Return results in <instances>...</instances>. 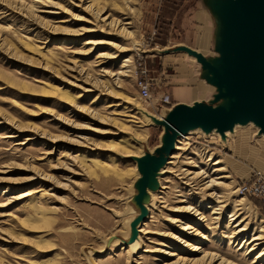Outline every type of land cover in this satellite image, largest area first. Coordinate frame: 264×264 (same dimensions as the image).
I'll list each match as a JSON object with an SVG mask.
<instances>
[{
    "label": "rangeland",
    "instance_id": "obj_1",
    "mask_svg": "<svg viewBox=\"0 0 264 264\" xmlns=\"http://www.w3.org/2000/svg\"><path fill=\"white\" fill-rule=\"evenodd\" d=\"M91 1L0 0V264H28L32 256L52 257V264H193L187 259L205 252L252 264L264 244L249 253L242 241L264 226V201L240 186L254 172L264 175V139L255 124L229 136L203 130L190 139L180 136L183 150L173 151L181 154L179 165L206 173L194 182L164 173L167 203L154 198L150 205L151 193L162 186L157 173L143 188L138 160L160 144L164 129L140 111L163 114L164 95L171 99L168 109L192 103L193 97L178 96L189 84L215 91L199 80L205 73L194 58L165 52L186 41L196 46L193 38L197 42L203 27L191 6L182 7H202V1ZM94 40L103 42L87 43ZM102 52L110 57L97 58ZM207 54L217 55L213 45ZM141 78L151 83L149 99L141 96ZM135 134L144 137L142 146L133 142ZM126 140L139 147L137 155L124 153L134 150ZM109 160L122 171L135 167L141 176L122 179L95 165ZM211 176L223 183L217 191L228 194L221 214L213 213L216 202L204 189ZM186 204L195 209H178ZM36 206L42 219L33 216ZM238 209L249 227L232 242L230 216ZM145 225L150 232L141 239ZM193 227L208 239L194 235ZM133 228L141 241L135 252L123 241ZM196 243L204 252H192Z\"/></svg>",
    "mask_w": 264,
    "mask_h": 264
},
{
    "label": "water",
    "instance_id": "obj_2",
    "mask_svg": "<svg viewBox=\"0 0 264 264\" xmlns=\"http://www.w3.org/2000/svg\"><path fill=\"white\" fill-rule=\"evenodd\" d=\"M212 7L220 23L216 46L219 56L209 59L188 46L172 50L194 56L207 81L217 87V93L211 101L172 106L162 123L165 145L138 160L143 188L168 161L180 133L201 128L224 135L237 124L253 122L259 126V133L264 134V0H214Z\"/></svg>",
    "mask_w": 264,
    "mask_h": 264
},
{
    "label": "bare ground",
    "instance_id": "obj_3",
    "mask_svg": "<svg viewBox=\"0 0 264 264\" xmlns=\"http://www.w3.org/2000/svg\"><path fill=\"white\" fill-rule=\"evenodd\" d=\"M92 1H91V3H93ZM31 6H29V7L31 8ZM102 42L103 41H100V40H94V41H88L87 43H90V44H99V43H102ZM199 46L202 49H205L206 48V44L203 43V42H200L199 43ZM128 49L129 48H123L122 51H127ZM116 56L117 55H114V54L112 55V57H116ZM104 57H110V56L107 55V53H103V52L100 53L97 56V58H104ZM129 59H126L125 62H128ZM125 66H126V64L123 67H125ZM123 100H124L125 103H128L130 106L135 105L128 98H124ZM113 105H115V104H110L108 107H111ZM166 110L167 111H165L163 114H159V115H156V114L153 115L151 113H147V110L146 109H142L140 111L147 118V122H149L151 124H160V125H162V127L164 129V131H163V133L161 135L160 144L157 147H155L154 149L149 150V152L152 153V154L155 153V150L156 149L163 147L165 145V143H166L165 142V140H166L165 125H163L162 123L167 119L168 112H169L170 109H166ZM138 115H139V113H138ZM138 115H137V112H135L130 117H132L133 119H135ZM253 124H255V123L251 122V123L246 124V125L237 124L235 126L234 130H228V131H226L224 133V135H222L221 133H219L217 130H213V131H211V133L212 134L215 133L217 135L220 134L221 136H229L230 134H232L237 129V127H239V126H246L247 127V126L253 125ZM256 126L260 130L259 126L258 125H256ZM121 130H126V128L124 126H121ZM194 131H202V129L201 128H194V129L190 130L188 133H180V136H182L184 139H190V137L188 135L190 133L194 132ZM108 132L109 131H104V133H108ZM135 136L131 137L132 140H133V142L135 144L138 143L139 146H142L143 145L142 142L145 141V140H143L144 137L142 135H140V134H135ZM260 136H261L262 139H264V134H261L260 133ZM179 145H178V142L176 141L175 148L178 149L179 151L183 150V148L181 146H179ZM124 146H126L127 148L133 147V149H134V150H131V149L130 150H124V153L125 154H128V155H137L139 153V151H138L139 150V147L138 146H135V145L133 146V144L131 142H128L127 140H126V145H124ZM140 155H142V152H141ZM180 156H181L180 152L179 153H177V152L175 153L174 152L172 154V156L170 157V159L168 160V162L165 163L163 166H161L159 168V170L157 172V175H158V179H159L160 184L162 182L161 178L164 175V173H171L173 175H182L184 177V179H186L187 181L191 180V182H194L193 179H196L198 177H201L203 173H206L205 170L196 171V170H193V169H187V168L184 169V168H182V166H180L182 164L179 165V162H178V159L180 158ZM113 162H114V160H109L107 163H102V164L99 163V162H95V165H96L97 168L99 167L102 170H104L105 173L106 172H109V171H112L111 173H113V175L116 174V176H119L122 179H123V177H125V176H127L129 174H135V173L137 174L138 177L141 176V173H139L138 170L136 172V168L135 167H131L128 171H122L118 167L113 166L112 165ZM216 163H220V162H216ZM221 170H222L221 168L220 169H216V171H221ZM106 174H108V173H106ZM218 179H219L218 177L214 178V177L211 176V179L206 182L204 189L209 191V193L207 195L209 197H211L212 199H214V201L216 202L215 205L212 206L213 213H220L221 214V212H223V210H225V208H227L229 206V204H228L229 203V200H228V196H227L228 194H226L223 191H220V192L217 191V187L220 186V185H223V183L222 182H219ZM165 182H166V180H165ZM166 187L167 186L164 185L163 182H162V186L160 187V190L151 193V195H152L151 204H150L151 206L154 203V198L155 199H158L160 202H166L167 203V201L165 199V196L163 197V195H164L163 190L166 189ZM242 200H245V198H243ZM178 209H180V211L181 210H183V211H192V210L195 209V207H192L191 205H189V204L187 205L186 204L184 206L179 207ZM33 210H34L33 211V216H36V217L37 216H40V219H42L41 216L43 217V211H41V208H39L38 206H36V207H34ZM240 210L241 209L234 210L232 212L231 216H230L231 217L230 218L231 219L230 222L233 223V225H234L232 234L230 235L231 240L233 239L232 242H235L237 240H240L239 238H241V236L247 232L248 227H249V223L247 221V218L242 217V213H240ZM195 213L200 214V211L198 209H196ZM31 218H32V216H31ZM182 224H183V222H182ZM145 226H141V228L139 230L140 231L141 239H143L145 237V235L150 232V230L148 229L149 227L148 226L145 227ZM188 228H192V227L191 226H187V227H185L183 229L186 230ZM209 228L212 229L211 226H209ZM192 231H193L192 233L194 235H202V238L208 239V236L206 234H202V232L199 229L193 227V230ZM135 232H136L135 228L130 229L129 230V233H128V236H127L128 238L127 237L126 238H123V241H126L127 240V245H129V247H131L132 251H134V252L137 251L139 249V246L141 245V241H140L139 237L136 236L134 238V235L136 234ZM263 233H264V226H262L260 232L255 233L250 240L247 239V240H245V242L242 241V244L243 245H246V246L248 245V246L251 247L250 250L248 251L249 253H251V252L259 249V247H261L264 244V235H263ZM130 237H131V239H129ZM42 243H46V242H42ZM188 244H190V242H188ZM37 250L43 251V244L37 243ZM201 250L203 251V247H202V245L200 243L192 244V252L193 251L194 252H199ZM127 252L129 253V249H127ZM220 257L221 256L218 257V254L205 252L204 255L201 258H196V256H191L187 260L190 261V262H193V264L194 263L196 264L197 262H202V264H207L210 261H215V260H217ZM263 257H264V249L262 250V252H260L259 254H257L256 258L252 261V264H258L259 263V260L262 259ZM220 259H221V261H220L219 264H236L233 261H229V260H227L225 258H220ZM184 260H186V259H184ZM53 261H52V257H48V256H44V257H34V256H32L28 260V264H52Z\"/></svg>",
    "mask_w": 264,
    "mask_h": 264
},
{
    "label": "crops",
    "instance_id": "obj_4",
    "mask_svg": "<svg viewBox=\"0 0 264 264\" xmlns=\"http://www.w3.org/2000/svg\"><path fill=\"white\" fill-rule=\"evenodd\" d=\"M201 1H202V7H200V3L198 2H197V5L193 4L194 6L191 4V5H187V6L185 5L184 7H182L183 8L182 10L188 11V6L189 7L191 6V8H193L191 10V13H193L192 18L194 19L195 22H197L198 24H201V26L203 27L202 31L201 32L199 31L201 34L199 35L200 37L198 38L197 42H196V38H193V41L195 40L196 46H193L192 44H189V41H186L183 44H178L173 47H170L169 49L165 51L166 54L183 52V53L188 54L190 57L194 58L197 61V59L194 56L190 55L186 51L172 50L173 48L178 47V46H188L190 48H193L203 53L209 59L219 56L218 52H217V55H214V56L207 54L209 45H213V47L216 50L217 42L219 39L220 23L218 20V16L212 7L214 0H201ZM202 34L203 36H201ZM200 42H203L206 44L205 49H202L199 46ZM201 69L205 73L204 69L202 68V65H201ZM199 80L200 81L205 80L207 85L213 86L215 88V91L210 94L209 90L206 87H204L203 84L202 86L200 85L198 87H193L192 84H189L188 86H186V88L183 91L178 92V96L183 97L184 100L193 97L194 98L193 102L188 103L186 101H180L177 103L193 104L196 101H202V100L211 101L212 99H214V95L217 93V87L209 83L207 79L205 78V76H201V77L199 76ZM196 96H198V98H196Z\"/></svg>",
    "mask_w": 264,
    "mask_h": 264
},
{
    "label": "built area",
    "instance_id": "obj_5",
    "mask_svg": "<svg viewBox=\"0 0 264 264\" xmlns=\"http://www.w3.org/2000/svg\"><path fill=\"white\" fill-rule=\"evenodd\" d=\"M139 87L141 96L145 99L151 97V83L148 79H139ZM162 107L168 109L167 106L171 104V99L169 95H164L161 99ZM240 190L243 194L247 196H254L264 201V175L254 172L251 178L242 183Z\"/></svg>",
    "mask_w": 264,
    "mask_h": 264
}]
</instances>
